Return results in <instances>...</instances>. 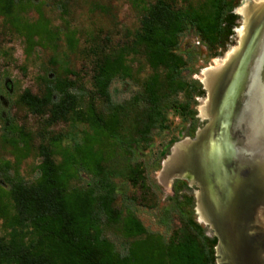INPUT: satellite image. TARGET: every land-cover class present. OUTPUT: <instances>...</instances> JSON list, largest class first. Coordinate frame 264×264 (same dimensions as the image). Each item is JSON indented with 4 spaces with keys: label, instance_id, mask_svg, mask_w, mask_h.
I'll use <instances>...</instances> for the list:
<instances>
[{
    "label": "trees",
    "instance_id": "16d2710c",
    "mask_svg": "<svg viewBox=\"0 0 264 264\" xmlns=\"http://www.w3.org/2000/svg\"><path fill=\"white\" fill-rule=\"evenodd\" d=\"M240 1L155 0L145 6L137 31L95 53L92 80L101 106L68 77H48L42 95L23 91L20 101L31 112L48 111L50 122L72 120L86 129L70 147H63L62 135L39 145L42 161L34 182L26 181L10 160L0 161V264H217L218 239L197 220L194 188L176 178L159 210L164 232L150 231L139 219L138 205L158 207L162 190L150 181L144 163L125 149V176L138 194L120 204L113 157L131 112V135L143 147L153 144L155 131L170 128V111L188 123L186 136H195L203 125L197 98L205 97L206 90L200 80L185 74L190 61L177 48L192 26L224 54L239 26L235 9ZM32 8V0H0V18L25 36L29 55L35 37L40 44L58 37L48 23L25 16ZM137 55L149 72L130 98L117 100L112 86L132 78L129 59ZM0 119L5 138L22 149L29 133L2 107ZM169 153L170 147L161 155ZM157 162L160 165L161 159ZM112 229L116 238L108 233Z\"/></svg>",
    "mask_w": 264,
    "mask_h": 264
},
{
    "label": "rangeland",
    "instance_id": "374dc122",
    "mask_svg": "<svg viewBox=\"0 0 264 264\" xmlns=\"http://www.w3.org/2000/svg\"><path fill=\"white\" fill-rule=\"evenodd\" d=\"M32 1L34 8L28 10L25 16L32 22L41 19L48 23L58 37L52 42L43 44L37 43L35 37L36 42L30 55L27 53L28 43L25 36L9 20L0 18V107L9 112L15 122L30 135L28 141H22V149H16L14 144L5 138V122L0 119V161L10 160L14 169L19 171L28 182L36 181L39 176V166L42 161L40 144H47L53 137L62 135L63 147H70L82 138L86 126L72 120L50 122L48 111L42 114L31 112L20 101V95L25 89L42 95L45 80L51 76H59L76 80L78 89L87 92V98L92 95L96 97L92 80L96 51L99 48L121 43L126 40L130 32L137 31L141 26L145 6L155 0ZM244 2L246 3L245 0ZM240 5L241 3L237 7ZM240 21L241 17L238 21L239 25ZM232 40L233 43L226 51L236 47L239 42L236 28ZM226 51L219 55L220 49L211 48L192 26L187 28L177 48V52L190 61L189 69L185 74L201 82L204 70L216 66L215 62L222 60ZM129 64L132 66V78L117 80L112 86L117 100L130 98L149 72L144 59L139 55L130 57ZM206 97L197 98L198 117L201 107L206 103ZM95 101L101 106L102 101L98 96ZM134 117V112H131L126 118V129L123 130L122 137L115 147L113 182L119 193L120 204L136 198L138 193L125 176L128 161L125 149L132 150L134 152L132 159L144 163L150 181L162 190L158 207L138 205L139 219L148 230L164 232V228L158 223L159 210L165 203L166 197L172 194V190L170 183L163 179L161 170L163 161L172 153L174 144L187 137L185 133L188 123L180 115L170 111L168 114L170 128L155 131L153 144L150 147H143L138 145L134 135H131L130 128H133ZM199 118L203 122L201 126L203 127L207 120L202 119L203 117ZM168 147L170 153L161 155ZM157 156L161 159L160 165ZM192 192L194 193V190ZM108 233L116 238L113 229ZM2 234L0 219V235ZM209 234L211 235L210 232Z\"/></svg>",
    "mask_w": 264,
    "mask_h": 264
},
{
    "label": "water",
    "instance_id": "95a60500",
    "mask_svg": "<svg viewBox=\"0 0 264 264\" xmlns=\"http://www.w3.org/2000/svg\"><path fill=\"white\" fill-rule=\"evenodd\" d=\"M245 1L256 8L261 0ZM239 15L242 25L249 26L248 36L210 118L194 137L172 147L202 144L205 163L172 176L170 187L179 178L194 188L197 220L218 239L217 264H264V5L255 19ZM197 193L203 196L202 208Z\"/></svg>",
    "mask_w": 264,
    "mask_h": 264
},
{
    "label": "bare ground",
    "instance_id": "6f19581e",
    "mask_svg": "<svg viewBox=\"0 0 264 264\" xmlns=\"http://www.w3.org/2000/svg\"><path fill=\"white\" fill-rule=\"evenodd\" d=\"M263 5L264 0H261L259 2L257 6L258 8H252L251 6H247L246 3L243 2V4H241V6L237 8V11L243 15L244 19L249 18V16H251L248 20H252L254 18L253 15L257 13L261 8H263ZM248 27L246 25L243 26L241 23V26L237 29V33L239 35V42L237 43L238 45L228 51L222 60L216 61V66L204 70L202 82L205 88L207 89L208 95L205 100V105H203L200 110L201 117L210 118L211 110L215 105L218 96L221 92L223 80L225 79L226 75L229 73L231 67L233 66V63L239 56L240 50L245 40L247 39ZM205 157L206 151L202 144L200 146H197L196 143L191 142L176 144L171 156L164 163L163 169L161 170L162 177L165 181L171 183L170 178L174 175L181 174L185 169L192 168L198 170V168L205 163ZM198 198L201 201L200 205L202 204V208V194H198ZM200 213L202 214V212Z\"/></svg>",
    "mask_w": 264,
    "mask_h": 264
},
{
    "label": "flooded vegetation",
    "instance_id": "af4514ba",
    "mask_svg": "<svg viewBox=\"0 0 264 264\" xmlns=\"http://www.w3.org/2000/svg\"><path fill=\"white\" fill-rule=\"evenodd\" d=\"M240 6H241V5H240ZM240 6H239V7H240ZM237 8H238V7H237ZM237 12H238V11H237ZM238 13H239V12H238ZM239 14H240V13H239ZM240 26H241V24L236 28V31H237V29H238ZM237 43H238V42H237Z\"/></svg>",
    "mask_w": 264,
    "mask_h": 264
}]
</instances>
